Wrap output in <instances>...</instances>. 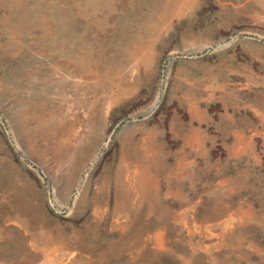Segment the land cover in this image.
<instances>
[{"label": "rangeland", "instance_id": "374dc122", "mask_svg": "<svg viewBox=\"0 0 264 264\" xmlns=\"http://www.w3.org/2000/svg\"><path fill=\"white\" fill-rule=\"evenodd\" d=\"M0 92V264H264V0H0Z\"/></svg>", "mask_w": 264, "mask_h": 264}, {"label": "bare ground", "instance_id": "6f19581e", "mask_svg": "<svg viewBox=\"0 0 264 264\" xmlns=\"http://www.w3.org/2000/svg\"><path fill=\"white\" fill-rule=\"evenodd\" d=\"M79 2V1H78ZM60 9V8H59ZM69 12V11H68ZM65 13V12H64ZM67 14V13H66ZM65 15V14H64ZM50 23V22H49ZM56 23V22H55ZM49 25V24H48ZM61 25V24H60ZM54 29V28H53ZM52 30V29H51ZM47 31V30H46ZM53 32V31H52ZM57 32H58V30H57ZM56 32V33H57ZM49 33V32H48ZM54 35V34H53ZM57 35V34H56ZM52 36V35H51ZM59 37V36H58ZM54 38H55V36H54ZM53 38V39H54ZM65 38V37H64ZM37 39H39V38H37ZM50 40V39H49ZM41 42V41H40ZM37 44V43H36ZM24 45V44H23ZM118 48V47H117ZM98 50V49H97ZM48 51V50H47ZM46 51V52H47ZM136 51H137V49H133V48H131V49H126V46L121 50L120 49V54H119V56H124V58H129L130 56H133L135 53H136ZM44 51H42L41 50V53H43ZM95 53V52H94ZM93 53V54H94ZM109 55V54H108ZM67 58V57H66ZM70 58V57H69ZM102 58V57H101ZM136 58V57H135ZM74 59V58H73ZM86 59H88L87 57H86V55H82V56H80L79 57V64H80V66H81V70L83 71V72H86V70H87V68H88V66H89V64H88V60H86ZM140 59V58H139ZM4 60V59H3ZM77 60V61H78ZM125 60V59H124ZM128 60V59H127ZM135 60V59H134ZM11 61V60H10ZM14 61V60H13ZM130 61H132V60H130ZM136 62V61H135ZM65 63V62H64ZM78 63V62H77ZM117 63L118 62H116L114 65H113V67H111V68H109V70H110V72L112 71V69H117V67H118V65H117ZM68 66H70V65H68ZM111 66V65H110ZM66 67H67V65H66ZM68 69H69V67H68ZM68 69L66 68V73L68 72ZM129 69V68H128ZM127 70V69H126ZM134 70L136 71V69H135V67H134ZM56 71H59V70H56ZM62 71V70H61ZM120 71V70H119ZM125 71V70H124ZM130 71H132V70H130ZM64 72H65V70H64ZM69 73V72H68ZM63 74V73H62ZM86 76V75H85ZM68 78V77H67ZM113 78V77H112ZM68 79H70V78H68ZM83 79H85L86 80V78H83ZM99 81V80H98ZM73 82H75V80H73ZM83 82H85V81H83ZM77 83V82H76ZM80 83H82V82H80ZM79 83V84H80ZM79 84H76V85H79ZM75 85V86H76ZM82 85V84H81ZM2 87V86H1ZM61 87V86H60ZM81 87V86H80ZM81 89V88H80ZM79 90V89H78ZM83 91V90H82ZM85 92V91H84ZM1 93V92H0ZM81 93V92H80ZM83 93V92H82ZM81 93V94H82ZM79 95V94H78ZM84 95V94H83ZM81 96V95H80ZM108 96V95H107ZM114 96V95H113ZM86 97V96H85ZM115 99V98H114ZM80 100V99H79ZM87 102V101H86ZM68 104V103H67ZM70 104V103H69ZM67 106V105H66ZM70 106V105H69ZM68 107V106H67ZM109 107V106H108ZM97 112V111H96ZM98 118H97V123H99V125L98 126H101V128H100V130H102V131H104V127L107 125V122H108V119H109V110L108 109H106V110H104V111H100L99 112V114H98V116H97ZM92 120V119H91ZM22 122H24V121H22ZM95 125H96V123H95ZM97 126V125H96ZM21 127V126H20ZM24 127V126H23ZM99 129V128H98Z\"/></svg>", "mask_w": 264, "mask_h": 264}]
</instances>
